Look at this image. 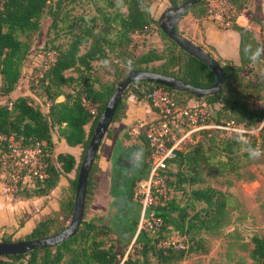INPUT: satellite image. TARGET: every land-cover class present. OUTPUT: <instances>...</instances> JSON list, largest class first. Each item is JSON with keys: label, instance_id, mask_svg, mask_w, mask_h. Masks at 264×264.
<instances>
[{"label": "trees", "instance_id": "16d2710c", "mask_svg": "<svg viewBox=\"0 0 264 264\" xmlns=\"http://www.w3.org/2000/svg\"><path fill=\"white\" fill-rule=\"evenodd\" d=\"M49 1L0 0V95L7 96L14 91L22 64L29 53V35L38 30L40 19L45 13L50 18L52 31L64 29L67 37L64 44L46 51V54H52V58L34 80L32 88L28 89L29 94L39 96L47 104L46 111L41 112L28 96H17L0 104V166L8 154L9 140L21 149H37L41 153L46 178L41 182L33 180V184L27 188L22 186L25 183L21 184L20 175L12 197L21 200L47 197L60 179L66 178L71 172L74 176L67 180V186L58 199L57 209L37 222L28 234L13 241L39 240L66 228L72 213L82 154L108 98L128 72L161 74L194 88H205L214 82L213 74L205 65L181 51L159 30V19L153 18L149 0H119L117 3L102 0L104 8L96 6L92 16L87 19L78 18L77 21L70 19L68 11L61 13L64 0H55L51 5ZM75 1L67 0V4L71 7ZM163 1L166 10L187 0ZM205 1L191 7L185 15L194 13L195 18H205ZM223 1L236 7L237 11L242 9L236 5V0ZM122 7L124 11L120 10ZM230 24L227 28L238 37V65L229 61L221 64L207 53L225 75L216 94L196 99L178 90L134 82L123 94L111 123L119 115L123 116L121 111L125 97L131 96L135 101L149 105L148 94L156 88H163L171 94L177 107H187L190 99L209 108L219 105L220 108L213 116L216 125L221 124V120H234L245 129L259 126L264 117V109L247 104L236 86L241 83L239 72L252 63L255 57H259L261 47L247 28L238 25L235 20ZM153 27L165 42L162 50L150 49L137 56L132 54L130 48L133 36L143 35ZM107 53L119 59L120 64L112 65L105 72H97L92 63L104 61ZM66 72L72 75H65ZM244 86L248 88L249 84ZM59 97L62 100L58 102L56 100ZM54 131L67 146L80 148L77 162L67 153H59L52 158ZM207 133L201 131V134ZM104 137H111V132L107 130ZM208 141L209 146L215 147L216 153L208 148L212 154L207 157H203L200 146L191 150H174L173 157L167 162L166 172L173 178L176 190L185 197V201L181 206L179 202L170 201L167 203L168 208L155 207L153 213L161 220L159 228L154 233L146 229L139 231L124 259V250L116 248L118 240L110 242V228L99 219H87L85 216L93 194L92 177L98 158L96 154L87 177L82 219L73 236L52 248H37L24 255L0 258V264H178L189 256L206 255L207 247L201 235L211 234L218 229L227 209L231 207L232 198L202 182L199 176L200 165L208 167L215 174L232 172L238 168L239 163L250 160L255 155L254 150L264 153V122L256 134L246 136L245 140L231 134L215 141L217 143L212 138ZM145 148L147 152L146 144ZM171 213L175 216L172 217ZM169 229L180 238V243L167 241L165 234ZM13 241L6 236L0 238V242ZM248 256L252 264H264V237L251 238Z\"/></svg>", "mask_w": 264, "mask_h": 264}, {"label": "rangeland", "instance_id": "374dc122", "mask_svg": "<svg viewBox=\"0 0 264 264\" xmlns=\"http://www.w3.org/2000/svg\"><path fill=\"white\" fill-rule=\"evenodd\" d=\"M54 1L55 0H50L49 5ZM108 1H112L113 3L119 2V0ZM149 2L151 12L158 13L159 10L161 11L160 14H162L165 11L166 4L163 0H149ZM104 4L102 0H76L74 5L69 7L67 0H64L61 13L63 14L65 11H68V16H70V19L73 21H77L78 18L87 19L94 14L96 6L104 8ZM237 4L242 7L240 11H237L236 7L228 5L223 0H206L205 8L207 16H205V18L210 17L215 21L214 16L217 14L226 16L228 18L227 26L222 23L221 19H224V17L216 20L218 28L225 30L228 29L227 27H230L232 21L235 20L236 22V18L238 17V25L252 32L255 41L261 47V53L258 58L255 57L252 63L247 64L239 72L241 83L236 87L247 104H251L252 107L264 109V0H236V5ZM120 10L124 11V8L122 7ZM189 15L193 21L185 26H178L177 24V31L185 35V37L191 41L197 39L201 35V30L196 29V25L197 23L199 24L202 19L195 18L194 13ZM159 17L160 15L155 14L154 16L153 14L154 19H159ZM66 38L64 29H60L56 32L52 31L50 28V18L45 13L40 19L38 30L29 35V53L22 64L20 77L15 89L7 96L0 95V104L6 103L17 96H28L31 103L44 113L47 104L43 103L39 96L35 94L29 95L28 89L32 88L34 80L41 75L45 65L52 58V54H46V51L52 50L55 46L64 44ZM164 44V40L156 34L154 28H151L147 30L146 33H143V35L133 36L131 41L132 47L129 48L131 53L137 56L150 49L160 51ZM203 49L209 51V53H214V50L208 45H205ZM214 59L221 64H223L224 61H228L218 57ZM231 63L237 66L238 59L236 62ZM114 64H120V60L114 59L112 54L107 53L104 61L93 62L92 66L97 72H105L111 69ZM65 75H72V73L66 72ZM246 83L249 84L248 88L244 86ZM259 86H261V88H259ZM258 88L259 90L257 92ZM65 91L68 90L65 89ZM131 98V96H128L123 99L124 106L125 101L127 99L131 100ZM61 100L62 98L59 97L56 101L59 102ZM186 106L204 108L207 115V123L211 125L215 124L213 122V116L214 112L220 108L219 105L216 104L209 108L202 105L200 102L190 99ZM123 111L124 108L121 112ZM120 118L122 117L119 115L116 122H118ZM230 121L221 120L220 122L225 126V124ZM232 122L234 126L238 128V124L234 120H232ZM113 127L114 125L111 123L107 130L112 133ZM257 129L258 125L254 129H245L243 127V131H247L246 133L239 132L234 134L239 135L242 140H245L246 136L256 134L258 131ZM184 131L185 130H182L181 133H184ZM201 131H207L208 133L204 135L201 134ZM227 136H229L227 131L213 128L202 129L190 133L181 142L180 148L191 150L195 146H200V151L204 153L203 157H207L212 154L209 150L216 153L215 147L213 148L208 145V139L212 138L215 142ZM107 140L108 137L102 138L97 150V156H99L98 152L102 153L107 148ZM111 153L112 169H114L115 172L121 173V176L118 183L113 182L111 184V207L101 216L99 221L110 228V242L118 240L116 248L124 250V259L126 253L133 245V241L138 232L146 229L144 221L146 220L147 214L150 212L153 213L154 208L157 206H165L168 208L167 203L170 201L179 202L181 206L185 201V197L180 191L176 190L173 178L165 172L163 182L160 184L158 191L150 192L148 200L145 203L143 217L141 218L142 200L139 197H135L133 191L138 182L145 180L142 174L144 167L145 169L148 168V152H146L147 163L144 166L145 150L139 147V145H130V147L124 149L120 146L119 139L116 138L113 142ZM124 157L132 159V163L129 166L122 165L118 162L117 159ZM3 161L5 165L0 166V176L1 174L3 175L0 178H3L6 184L11 186L13 185V181L10 179V168L13 163L10 161L7 162L6 158H4ZM199 172V176L203 183L213 189L228 194L232 198V204L231 207L227 209L224 220L221 222L218 229L211 234L206 233L201 235L207 247V254L189 256L178 264H252L248 256L251 249V238L254 236L264 237V153H261L259 157L253 155L248 161H242L239 163L238 168L232 172L215 174L213 171L209 170L208 167L202 165H200ZM7 173L9 174L7 175ZM138 175H141V177L137 179L133 178ZM92 181L93 194L85 213L87 219L96 218V216H93L91 206L94 204L93 196L97 191L96 187L98 184H96L94 180ZM131 181L134 183L129 193ZM23 183H25V185L22 186L28 188L33 184V180L31 178H25L22 180L21 184ZM128 194L131 195L128 196ZM171 216L174 217L175 214L171 213ZM165 237L169 242L176 244L180 243V238L170 229L165 234Z\"/></svg>", "mask_w": 264, "mask_h": 264}, {"label": "crops", "instance_id": "0c3cea01", "mask_svg": "<svg viewBox=\"0 0 264 264\" xmlns=\"http://www.w3.org/2000/svg\"><path fill=\"white\" fill-rule=\"evenodd\" d=\"M160 13L161 11L159 10L158 13L151 12L152 16L153 14L154 16L155 14L161 15ZM237 19L238 17L236 18V23L238 24ZM192 21L191 16L187 14L182 17L178 26H185ZM196 29L201 30V35L190 42L208 53L209 51L203 48H205V45L210 46L214 50V53H209L213 58L218 57L231 62L237 61L238 37L233 31L230 29L223 30L222 28H218L216 19L214 21L210 17L202 19L199 24L197 23ZM181 35L187 39L185 35ZM154 119V112L147 103L137 102L132 98L131 100L127 99L125 101L122 118H120L118 122H113L114 127L112 128L111 137H108L107 148L102 153L98 152L99 156L92 178V180L98 184L96 187L97 191L93 196L94 204L91 206L94 217L96 216V218L100 219L111 207L112 196L110 187L113 182L118 183L121 176V173L115 172V170L112 169L111 148L114 140L118 138L120 146L124 149L130 147V145H139V147L143 148L145 150V166L147 163V155L145 144L142 142L143 137L141 131L146 124L152 122ZM87 128L86 126L85 130H87ZM52 143V158L59 153H67L71 155L76 162L79 160L81 153L80 148L77 146H67L56 131L52 133ZM117 160L120 164L125 166H129L132 163L131 158L124 157ZM147 172L148 168L145 169L144 167L142 175H144L145 178ZM1 176L3 175L1 174ZM73 176L74 173L71 172L66 178L60 179L56 188L47 197L25 200L13 198V189L9 184H6L3 178H0V238L6 236L13 241L28 234L37 222L57 209L58 199L67 186V180L72 179ZM139 177H141V175L134 176L133 178L137 179Z\"/></svg>", "mask_w": 264, "mask_h": 264}, {"label": "built area", "instance_id": "2783aa9c", "mask_svg": "<svg viewBox=\"0 0 264 264\" xmlns=\"http://www.w3.org/2000/svg\"><path fill=\"white\" fill-rule=\"evenodd\" d=\"M221 17H224V19H221ZM214 19H221L225 26L228 25L226 16L217 14ZM153 28L155 29V27ZM148 100L149 106L155 115V119L146 124L142 131V137L148 152V172L145 180L138 182L133 191L134 196L142 200L141 218L150 192H157L163 182L168 160L173 157L174 150L180 148L181 142L190 133L211 128L227 131L229 135L247 132L243 131L242 125H238V128H236L237 126L235 127L232 121L225 124V126L223 124H208L204 108L177 107L172 101L171 94L163 88L152 90L148 94ZM263 122L264 117L258 129ZM182 130H185L184 133H181ZM7 149L8 154L4 158L7 162L13 163L10 168V179L13 181V185L10 187L12 189L20 175H22V180L31 178L39 182L46 178L45 164L39 150L21 149L10 140ZM3 165H5V162H3ZM144 224L146 230L154 233L159 228L161 220L150 212L147 214Z\"/></svg>", "mask_w": 264, "mask_h": 264}, {"label": "water", "instance_id": "95a60500", "mask_svg": "<svg viewBox=\"0 0 264 264\" xmlns=\"http://www.w3.org/2000/svg\"><path fill=\"white\" fill-rule=\"evenodd\" d=\"M201 1L202 0H187L178 6L166 9L159 17V30L181 51L205 65L214 76L213 84L205 88H194L172 77L161 74L145 71L128 72L126 77L116 85L113 93L108 98L82 154L76 176L72 213L66 228L55 235L39 240L13 241L9 243L0 242V258L24 255L37 248H52L73 236L82 219L87 177L91 170L99 144L113 120L118 103L132 83L144 82L167 89L178 90L196 99L214 95L219 91L225 80V75L221 67L205 51L176 32L177 24L181 18L191 7Z\"/></svg>", "mask_w": 264, "mask_h": 264}, {"label": "clouds", "instance_id": "9594fccd", "mask_svg": "<svg viewBox=\"0 0 264 264\" xmlns=\"http://www.w3.org/2000/svg\"><path fill=\"white\" fill-rule=\"evenodd\" d=\"M254 152H255V157H259L261 155V152L260 151L254 150Z\"/></svg>", "mask_w": 264, "mask_h": 264}]
</instances>
